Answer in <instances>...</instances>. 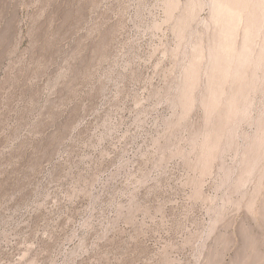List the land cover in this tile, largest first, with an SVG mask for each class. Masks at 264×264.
<instances>
[{
	"label": "rangeland",
	"instance_id": "374dc122",
	"mask_svg": "<svg viewBox=\"0 0 264 264\" xmlns=\"http://www.w3.org/2000/svg\"><path fill=\"white\" fill-rule=\"evenodd\" d=\"M0 264H264V0H0Z\"/></svg>",
	"mask_w": 264,
	"mask_h": 264
}]
</instances>
